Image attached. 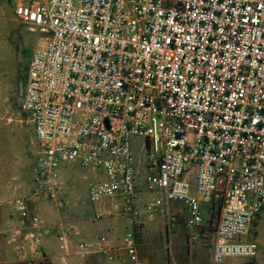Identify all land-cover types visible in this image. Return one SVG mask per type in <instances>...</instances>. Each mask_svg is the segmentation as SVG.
I'll use <instances>...</instances> for the list:
<instances>
[{
    "label": "built area",
    "instance_id": "2783aa9c",
    "mask_svg": "<svg viewBox=\"0 0 264 264\" xmlns=\"http://www.w3.org/2000/svg\"><path fill=\"white\" fill-rule=\"evenodd\" d=\"M15 17L44 44L22 106L41 144L35 190L10 210L24 220L10 240L21 258L30 261L29 242L41 256V237L56 229L71 255L78 227L43 226L31 206L45 196L66 208L60 172L72 163L102 173L90 187L94 201L123 202L117 216L99 212L93 222L105 214L136 221L124 242L115 227L75 254L141 264L139 221L161 210L171 236V203L180 202L199 240L201 206L220 202L212 263L256 261L259 243L248 238L264 209V0H30ZM137 137L145 158L133 150Z\"/></svg>",
    "mask_w": 264,
    "mask_h": 264
},
{
    "label": "rangeland",
    "instance_id": "374dc122",
    "mask_svg": "<svg viewBox=\"0 0 264 264\" xmlns=\"http://www.w3.org/2000/svg\"><path fill=\"white\" fill-rule=\"evenodd\" d=\"M30 0H0V264H119L118 260L109 256H79L76 253L78 245L85 240L99 239L103 232L117 227L121 240H126V226L134 227L136 221L129 218H112L105 214L102 220H93L99 212L120 213L123 202L119 199L94 201L90 195L91 185L103 178L96 176L97 169L84 171L72 163L61 168L64 183V199L66 208L58 210L54 203L45 196L32 210L43 226H54L60 222L75 224L80 235L74 233L69 237V252L61 239L62 232L54 230L50 235L41 237V256L34 253L32 242L26 244L29 253L28 260L21 258L14 249L16 243H9L13 238V227L7 222H16L15 229H21L24 220L16 215L11 217L10 210L15 206L16 197L33 196V167L38 160L40 141L32 115L22 110L28 72L32 57L38 49L44 46L39 31L16 20L15 10L19 2ZM133 150L139 159L145 154V139H133ZM145 158V157H143ZM144 171V169H143ZM144 174V173H143ZM19 187V190L15 189ZM147 201L150 193L142 187ZM12 201V202H10ZM10 202V203H9ZM220 204V207H219ZM221 203L214 202L201 206L204 226L209 227L213 221L216 231ZM171 211L178 218L173 235L166 232V214L161 210L152 218L139 221L143 226L137 235L138 251L141 264H213V235L205 230L202 238L194 240L187 227L188 213L180 202L171 203ZM3 231L7 233H2ZM248 240H255L260 246V255L256 261L233 258L226 264H264V209L258 214ZM21 244V243H20Z\"/></svg>",
    "mask_w": 264,
    "mask_h": 264
},
{
    "label": "crops",
    "instance_id": "0c3cea01",
    "mask_svg": "<svg viewBox=\"0 0 264 264\" xmlns=\"http://www.w3.org/2000/svg\"><path fill=\"white\" fill-rule=\"evenodd\" d=\"M19 190V187H17L16 189H15V191H16V194H17V191ZM22 195L21 194H19L17 197H16V200L17 199H19L20 197H21ZM10 202H12V201H10ZM9 202V203H10ZM31 208L33 209L34 207L33 206H31ZM15 224H16V222L14 223V221H8L7 222V225H9V227H13V228H11L10 230H7L8 232H11L12 230H14V227H16L15 226ZM1 233V232H0ZM2 233H7V232H5V231H3ZM214 237H215V235H213V240L212 241H214ZM10 243V242H9ZM90 264H93V263H90Z\"/></svg>",
    "mask_w": 264,
    "mask_h": 264
},
{
    "label": "trees",
    "instance_id": "16d2710c",
    "mask_svg": "<svg viewBox=\"0 0 264 264\" xmlns=\"http://www.w3.org/2000/svg\"><path fill=\"white\" fill-rule=\"evenodd\" d=\"M219 207H220V204H219ZM213 219V218H212ZM212 219H211V221H210V223H211V225L209 226V227H206V226H203L202 227V231H203V234H205V230H207V231H209V233L211 234V232L214 234V232H215V230H214V228H213V221H212Z\"/></svg>",
    "mask_w": 264,
    "mask_h": 264
}]
</instances>
